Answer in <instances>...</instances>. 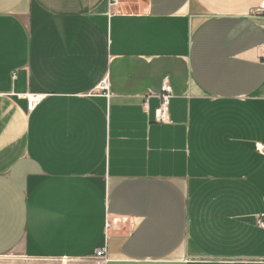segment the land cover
<instances>
[{"label":"crops","instance_id":"1","mask_svg":"<svg viewBox=\"0 0 264 264\" xmlns=\"http://www.w3.org/2000/svg\"><path fill=\"white\" fill-rule=\"evenodd\" d=\"M111 4L0 0V256L264 264V0Z\"/></svg>","mask_w":264,"mask_h":264},{"label":"built area","instance_id":"2","mask_svg":"<svg viewBox=\"0 0 264 264\" xmlns=\"http://www.w3.org/2000/svg\"><path fill=\"white\" fill-rule=\"evenodd\" d=\"M111 3H112L111 4L112 6H117L118 0H111ZM107 88H108L107 81L104 80L100 84V89L106 90ZM172 96H173L172 86L166 82L164 84L162 91H161V94H160L161 103H160V107L157 110V120L159 122L167 121L168 107H169L170 99L172 98ZM37 102H38V97L30 98L29 99V105H28L29 110H33L35 108ZM257 149L261 153H264V144L263 143L257 144ZM258 224L261 227H264V215L258 218ZM94 260H95V264H106V262H107L106 250L105 249H98L94 255Z\"/></svg>","mask_w":264,"mask_h":264},{"label":"rangeland","instance_id":"3","mask_svg":"<svg viewBox=\"0 0 264 264\" xmlns=\"http://www.w3.org/2000/svg\"><path fill=\"white\" fill-rule=\"evenodd\" d=\"M65 261L26 259L19 253H9L0 256V264H65ZM68 264H87L86 261H72ZM66 263V264H67Z\"/></svg>","mask_w":264,"mask_h":264}]
</instances>
